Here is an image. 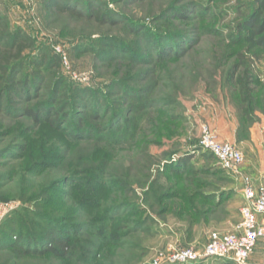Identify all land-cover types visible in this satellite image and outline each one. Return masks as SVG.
<instances>
[{
    "label": "rangeland",
    "instance_id": "1",
    "mask_svg": "<svg viewBox=\"0 0 264 264\" xmlns=\"http://www.w3.org/2000/svg\"><path fill=\"white\" fill-rule=\"evenodd\" d=\"M93 1L102 22L48 0H0L8 32L34 40L7 68L21 84L0 110V203L14 205L0 245L15 235L41 247L49 230L69 238L59 257L1 247L0 264H151L169 244L201 249L210 233L233 232L242 180L199 146L205 128L264 187V44L244 41L264 0ZM235 65L256 87L249 125L225 83Z\"/></svg>",
    "mask_w": 264,
    "mask_h": 264
},
{
    "label": "trees",
    "instance_id": "2",
    "mask_svg": "<svg viewBox=\"0 0 264 264\" xmlns=\"http://www.w3.org/2000/svg\"><path fill=\"white\" fill-rule=\"evenodd\" d=\"M47 7L49 9H53L58 13L70 12L77 16H82L83 14L81 10H83L90 12L92 17L96 21H103V16H101L100 8L97 2H94L93 0H88L86 3H83L82 0H48ZM263 10L264 2H261L259 11L248 23L250 30L248 31L247 35L244 36V41L248 45L249 50L258 45L264 44V39L258 37L259 32L264 28V17H261ZM33 47L34 40L32 39V37L25 34L21 30L9 33L5 19L0 16V110L3 109V106L10 107V105L15 102L12 100V97L18 96V92L16 91V89H14V85L21 84L16 80L14 81V76L12 73L7 74L8 66L12 61H15L16 63L21 60L23 58V54ZM54 60L57 64H59L60 60L59 58H57V56L54 57ZM20 67L21 66L19 65V68ZM4 81H7V83L4 84V88H6L5 92L7 94L6 97H4V89L1 87ZM225 83L229 87V89L237 96L242 110L241 119L242 121L245 120L244 125H249L252 122L249 114L255 109V101L257 99L256 87L252 84V77L250 73L246 70L239 71V67L235 65L234 68L227 73ZM26 113L33 118L32 120L34 122H39V119H37V113H34L33 111H26ZM45 120L48 121L47 119ZM8 174H13V171L8 172ZM194 197L199 200L203 199V202L205 201V198L203 196L201 197L198 194H196ZM199 212L196 210L193 211V213H195L194 215H196L194 216V218H197V216L199 215L210 216L212 214V211H209V209H207L203 213H201L202 211ZM21 225L23 226L22 223ZM3 226L1 225L0 230L3 229ZM9 228L11 232L15 231L16 225L14 221ZM74 232L75 231H69V233L72 234H74ZM67 233L68 232H66L65 234L68 235ZM66 235L65 237L63 235L59 236L56 232L49 230L41 239V247L39 245V242L36 243L32 239L25 242L20 236L11 235V237L13 236L14 240L7 246L0 245V248H18L24 256H37L44 254L51 255L53 257H59L64 256L69 248V238L66 237ZM202 262L203 261H200L198 263L201 264ZM224 264L233 263L226 260Z\"/></svg>",
    "mask_w": 264,
    "mask_h": 264
},
{
    "label": "built area",
    "instance_id": "3",
    "mask_svg": "<svg viewBox=\"0 0 264 264\" xmlns=\"http://www.w3.org/2000/svg\"><path fill=\"white\" fill-rule=\"evenodd\" d=\"M62 62L67 58L59 47L56 49ZM199 146L210 153L222 169L240 176L242 180L243 206L241 222L232 233L212 232L201 249L167 245L157 252L151 264H193L210 258L231 261L233 264H248L259 240L264 238V187H255L248 176L240 172L244 161L242 153L229 143H218L205 128ZM14 208L13 204L0 203V221Z\"/></svg>",
    "mask_w": 264,
    "mask_h": 264
},
{
    "label": "crops",
    "instance_id": "4",
    "mask_svg": "<svg viewBox=\"0 0 264 264\" xmlns=\"http://www.w3.org/2000/svg\"><path fill=\"white\" fill-rule=\"evenodd\" d=\"M261 186H262V185H261ZM239 193H240L239 196L241 197V200H242V202H241V207H242V206H243L242 189L239 191ZM240 209H241V208H240ZM240 222H241V215H240ZM240 222H239V223H240ZM239 223L237 224V226L239 225ZM237 226H236V227H237ZM235 231H236V228H235V230H234L233 232H235ZM223 233H232V232H223ZM255 248H256V247H255ZM263 251H264V250H262V251H261V250H256V251H255V249H254V252H253V254H252V258H253L254 262H255V261H258V260H259V261L261 260L262 255L264 254Z\"/></svg>",
    "mask_w": 264,
    "mask_h": 264
}]
</instances>
